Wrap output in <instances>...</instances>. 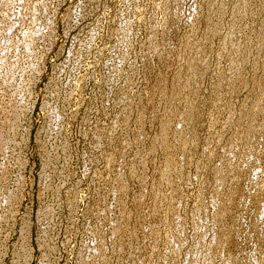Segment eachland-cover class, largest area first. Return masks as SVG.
Listing matches in <instances>:
<instances>
[{
	"label": "rangeland",
	"instance_id": "rangeland-1",
	"mask_svg": "<svg viewBox=\"0 0 264 264\" xmlns=\"http://www.w3.org/2000/svg\"><path fill=\"white\" fill-rule=\"evenodd\" d=\"M0 264H264V0H0Z\"/></svg>",
	"mask_w": 264,
	"mask_h": 264
},
{
	"label": "built area",
	"instance_id": "built-area-1",
	"mask_svg": "<svg viewBox=\"0 0 264 264\" xmlns=\"http://www.w3.org/2000/svg\"><path fill=\"white\" fill-rule=\"evenodd\" d=\"M262 204H263V202H262ZM262 204H261V205L259 204V206H260V207H259V208H260V212L262 211ZM260 212H259V213H260ZM6 222H7V221H6ZM26 247H27V245H26ZM28 248H29V245H28Z\"/></svg>",
	"mask_w": 264,
	"mask_h": 264
},
{
	"label": "bare ground",
	"instance_id": "bare-ground-1",
	"mask_svg": "<svg viewBox=\"0 0 264 264\" xmlns=\"http://www.w3.org/2000/svg\"><path fill=\"white\" fill-rule=\"evenodd\" d=\"M30 38V37H29ZM124 97V96H123ZM238 126V125H237ZM220 167V166H219ZM263 188V187H262ZM6 204V203H5ZM166 214V213H165Z\"/></svg>",
	"mask_w": 264,
	"mask_h": 264
}]
</instances>
